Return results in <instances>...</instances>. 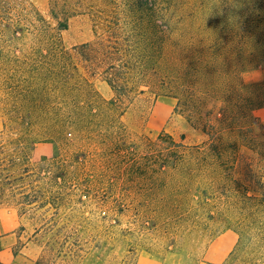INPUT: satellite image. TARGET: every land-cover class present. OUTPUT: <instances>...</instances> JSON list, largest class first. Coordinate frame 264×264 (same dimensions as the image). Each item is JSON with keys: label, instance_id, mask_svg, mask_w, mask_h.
<instances>
[{"label": "rangeland", "instance_id": "rangeland-1", "mask_svg": "<svg viewBox=\"0 0 264 264\" xmlns=\"http://www.w3.org/2000/svg\"><path fill=\"white\" fill-rule=\"evenodd\" d=\"M65 1L81 11L62 33L68 50L94 41L103 31L97 17L125 3L57 0L59 5ZM51 2L2 0L3 21L18 31L0 29V251L21 252L36 264H227L242 234L239 263L254 252L253 262L264 264V198L253 199L259 194L250 191L247 199L227 189L231 182H244L251 167L248 179L264 190V157L243 149L230 180L218 184L205 177L209 187L193 196L197 207L190 219L164 221L156 207L145 208L138 200L145 186L127 183L122 152L100 154L92 137L121 133L137 150L145 137L157 139L161 133L188 146L207 143L209 137L189 109L179 108L176 91L161 77L156 82L153 71L145 92L142 84L131 103L110 114L112 121L101 133L89 136V130H79L68 118L75 83L91 84L99 93L97 104L115 93L103 80V70L78 55L69 74L59 61H40L46 50L44 29L55 27ZM152 4L172 35L166 61H200L208 67L204 78L209 84L240 78L247 85L264 83V0ZM154 61L158 57L151 65ZM72 75V97L64 104L62 79ZM255 117L264 122V110ZM244 155L250 156L247 161Z\"/></svg>", "mask_w": 264, "mask_h": 264}, {"label": "trees", "instance_id": "trees-1", "mask_svg": "<svg viewBox=\"0 0 264 264\" xmlns=\"http://www.w3.org/2000/svg\"><path fill=\"white\" fill-rule=\"evenodd\" d=\"M51 1L49 17L55 27L48 24L44 29L46 50L40 61H59L65 74H69L72 61L78 55L91 68L103 70V80L115 93L112 100L97 104L94 97L99 93L91 84L85 81V84L82 81L75 83L73 108L67 111L69 120L79 130H89V136H93L92 131L93 134L101 133L102 127H108L112 121L111 113L119 112L125 104L131 103L133 94L143 85L142 92H145L146 80H149L147 74L153 71L156 82L161 77L162 82L176 91L174 96L179 101V108L181 104L189 109L191 119L197 117L209 137L207 143L188 146L167 133H161L157 139L145 137L141 150L131 149L121 133L106 131L99 137H92L100 144V154L109 156L122 152L127 183L145 186L138 192V200L145 208L156 207L158 217L164 221L190 219L197 207L192 204L193 196L204 195L209 187L205 177L215 178L214 182L218 184H222L225 178L230 180V176L237 173V162L239 164L243 149L259 155L262 160L264 122H259L255 114L264 110V83L247 85L240 78L233 83L214 79L217 83L209 84L204 78L208 67L200 61H166L172 35L160 21L153 0H125L124 6L114 7L111 15L106 12L104 18L97 17L99 24H103V31L96 32L94 41L68 50L63 45L62 33L68 30L71 19L81 11L66 1L61 5L57 0ZM104 1L107 6L112 4L110 0ZM3 16L4 7L0 0V29L17 35L18 29L5 23ZM156 57L158 61L151 65V59ZM73 76L62 79L60 88L64 104L72 97L69 80L76 81ZM188 89L194 93L190 94ZM217 102L221 104L220 109L215 106ZM61 119L63 123L66 121L65 117ZM243 157L247 161L250 156ZM246 172L244 182H231L227 189L231 192L237 190L247 199L250 198L249 192L253 191L259 194L253 199H263L264 190L255 188L248 179L253 174L251 167ZM144 211L149 214L148 210ZM244 247L241 234L227 264H257L253 262L254 252L239 263L237 258Z\"/></svg>", "mask_w": 264, "mask_h": 264}, {"label": "crops", "instance_id": "crops-1", "mask_svg": "<svg viewBox=\"0 0 264 264\" xmlns=\"http://www.w3.org/2000/svg\"><path fill=\"white\" fill-rule=\"evenodd\" d=\"M0 262L2 264H36V262L33 260H24L21 252L18 254H11L5 249L0 251Z\"/></svg>", "mask_w": 264, "mask_h": 264}]
</instances>
